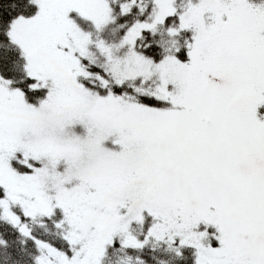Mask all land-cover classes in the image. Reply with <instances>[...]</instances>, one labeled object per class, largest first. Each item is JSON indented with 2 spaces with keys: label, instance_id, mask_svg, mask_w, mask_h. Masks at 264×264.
I'll return each instance as SVG.
<instances>
[{
  "label": "snow or ice",
  "instance_id": "1",
  "mask_svg": "<svg viewBox=\"0 0 264 264\" xmlns=\"http://www.w3.org/2000/svg\"><path fill=\"white\" fill-rule=\"evenodd\" d=\"M0 264H264V0H0Z\"/></svg>",
  "mask_w": 264,
  "mask_h": 264
}]
</instances>
